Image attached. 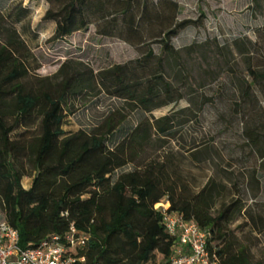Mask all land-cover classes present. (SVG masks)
Returning a JSON list of instances; mask_svg holds the SVG:
<instances>
[{"label":"trees","instance_id":"1","mask_svg":"<svg viewBox=\"0 0 264 264\" xmlns=\"http://www.w3.org/2000/svg\"><path fill=\"white\" fill-rule=\"evenodd\" d=\"M48 9L42 18L54 25L52 42L94 26L95 34L117 38L134 47L139 58L97 73L58 71L60 81L39 80L33 57L17 30L31 14L21 3L0 11V222L15 229L19 247H37L51 237H65L75 229L74 257L83 264H167L176 251V240L161 223L156 206L167 203L169 211L195 222L208 234V251L219 264H253L246 249L231 239L230 224L240 203L220 207L211 214V182L195 191L171 162L136 165L134 171L114 174L135 165L148 145L147 122L139 124L115 147L107 139L122 120H109L90 134L67 136L62 129L68 101L98 88L100 92L149 113L177 100L164 76V57L178 60L172 40L200 21H179L174 0H44ZM202 16V15H201ZM158 45L161 56L154 54ZM250 83L242 100H264V70H249ZM207 101V100H206ZM209 102V100L207 101ZM254 107V106H253ZM167 116L155 131L167 134L174 123ZM38 123V135L29 127ZM23 129L13 138L17 129ZM257 141L252 139L253 146ZM32 164L36 176L29 190L21 186L23 167ZM140 165V166H139ZM254 228L264 226V217L245 210ZM81 264V263H76Z\"/></svg>","mask_w":264,"mask_h":264},{"label":"rangeland","instance_id":"2","mask_svg":"<svg viewBox=\"0 0 264 264\" xmlns=\"http://www.w3.org/2000/svg\"><path fill=\"white\" fill-rule=\"evenodd\" d=\"M174 1L180 8L179 21H200L172 40L178 60L164 57L165 80L177 100L145 113L94 87L68 101L62 129L67 136L80 131L90 134L106 121L121 119L107 139V146L113 148L147 122L152 127L148 145L135 165L118 170L113 181L138 164L157 161L179 168L191 191L211 182V214L216 215L224 204L240 203L241 210L229 227L234 247L245 248L253 264H264V226L256 229L244 217L245 210L264 217V100L257 92L256 100H242L243 89L251 82L249 70H264V0ZM18 3L31 10L16 28L31 51L39 80L59 82L55 77L62 65L65 71L95 74L139 58L136 48L96 35L92 25L52 42L54 25L42 20L48 9L44 0H0V11L6 13ZM152 49L161 56L158 45ZM167 116L175 119L169 133L155 131L156 122ZM21 132L18 128L13 138ZM38 133V123L29 127L30 137ZM22 172L21 186L29 190L36 172L30 163ZM160 260L158 264H163Z\"/></svg>","mask_w":264,"mask_h":264},{"label":"built area","instance_id":"3","mask_svg":"<svg viewBox=\"0 0 264 264\" xmlns=\"http://www.w3.org/2000/svg\"><path fill=\"white\" fill-rule=\"evenodd\" d=\"M156 209L165 232L176 240V251L167 264H219L216 255L208 251V234L195 222L169 211L165 202L158 204ZM75 233L71 228L70 234L63 238L51 236L37 247L23 250L19 247L18 232L0 222V264H83V258L74 257V248L77 240L84 245L87 237L75 240Z\"/></svg>","mask_w":264,"mask_h":264}]
</instances>
